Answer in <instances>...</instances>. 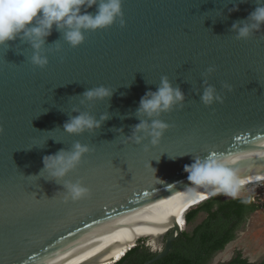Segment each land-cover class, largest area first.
Returning <instances> with one entry per match:
<instances>
[{
    "label": "water",
    "instance_id": "95a60500",
    "mask_svg": "<svg viewBox=\"0 0 264 264\" xmlns=\"http://www.w3.org/2000/svg\"><path fill=\"white\" fill-rule=\"evenodd\" d=\"M256 6L257 0H123L125 26L85 31L76 48L54 26L43 45L44 68L30 63L28 40L0 45V264L39 249L59 251L73 230L83 235L125 206L190 183L184 168L196 158H220L238 177L264 176V26L246 40L232 31ZM87 11L95 14L96 6ZM210 66L215 71L205 75ZM162 76L183 91V106L159 117L170 125L159 143L129 141L141 97ZM205 79L222 102L200 101ZM100 85L113 90L111 97L81 105L82 94ZM73 108L110 119L94 133L70 135L63 125L79 114ZM77 141L92 151L65 179L81 180L90 195L65 201L62 184L39 174L44 156ZM182 231L174 216L165 230L126 240L123 255L102 264L117 262L142 238L157 252L143 263L152 264Z\"/></svg>",
    "mask_w": 264,
    "mask_h": 264
},
{
    "label": "clouds",
    "instance_id": "9594fccd",
    "mask_svg": "<svg viewBox=\"0 0 264 264\" xmlns=\"http://www.w3.org/2000/svg\"><path fill=\"white\" fill-rule=\"evenodd\" d=\"M123 0H0V45L14 41L17 37L26 39L34 49L30 63L44 68L48 65V55L43 49L45 38L51 35L53 27L63 32L64 41L72 48L80 46L85 40V31H97L113 26L117 21L121 27L125 26L122 11ZM247 0H241L245 3ZM96 6L95 14L87 9ZM83 9V11H82ZM238 10V9H233ZM264 26V0H257V6L243 21L232 24V31L238 40L249 39L253 33ZM61 48L58 46L56 51ZM215 71L214 66L207 68L205 75ZM200 101L210 106L222 102V96L214 85L204 80ZM231 90V86L224 85ZM112 89L104 85L91 88L82 94L81 105H91L96 101H103L111 97ZM185 94L177 86L173 87L167 76H162L159 87L155 91H147L139 102L136 115L140 122L133 127L129 141L141 144L150 139L151 144L159 143L167 129L168 123L159 117L172 111L175 107H182ZM71 116L64 123L63 130L70 135H81L85 132L94 133L110 116L105 113L97 120L87 111ZM143 117V118H142ZM146 117V119L144 118ZM122 132L123 129H115ZM3 129L0 128V132ZM92 151L87 144L79 141L70 150L61 149L53 155L43 157V168L40 176L62 184L64 200L79 201L90 195V190L81 180L72 182L65 179L70 172H74L82 163L84 157ZM184 171L191 184L212 186L213 195L223 193L235 196L233 190L236 183L234 170L228 162L220 158H196L190 165H185ZM46 174V175H42Z\"/></svg>",
    "mask_w": 264,
    "mask_h": 264
},
{
    "label": "bare ground",
    "instance_id": "6f19581e",
    "mask_svg": "<svg viewBox=\"0 0 264 264\" xmlns=\"http://www.w3.org/2000/svg\"><path fill=\"white\" fill-rule=\"evenodd\" d=\"M235 176V186L264 178V176L259 178ZM212 193V186H199L191 183L181 185L175 190L172 188L156 193L144 204L125 206L109 221L101 222L108 218L102 219L97 226H93L94 228L83 235L78 230H73L76 235L70 240L66 239V244L59 247V251L53 250L47 253L39 249L15 264H102L109 259H118L123 255L125 247L123 243L126 240L144 233L157 235L167 228L174 216L179 218V223L183 227L185 223L184 216H181L182 208L188 206V202H192L191 206L201 203L213 196ZM191 206L183 212L186 213ZM62 238L64 239V235L60 240ZM96 258L99 260L95 261ZM111 263L108 262V264Z\"/></svg>",
    "mask_w": 264,
    "mask_h": 264
},
{
    "label": "trees",
    "instance_id": "16d2710c",
    "mask_svg": "<svg viewBox=\"0 0 264 264\" xmlns=\"http://www.w3.org/2000/svg\"><path fill=\"white\" fill-rule=\"evenodd\" d=\"M224 196L220 193L191 207L185 214L186 223L182 229L186 227L173 242V249L152 264H210L216 253L236 238L249 215L260 208L251 195ZM201 212H205L206 216L195 224ZM145 242V239H141L113 264H143L153 258L157 252L152 251ZM219 264H264V260L251 261L237 250L230 260Z\"/></svg>",
    "mask_w": 264,
    "mask_h": 264
},
{
    "label": "rangeland",
    "instance_id": "374dc122",
    "mask_svg": "<svg viewBox=\"0 0 264 264\" xmlns=\"http://www.w3.org/2000/svg\"><path fill=\"white\" fill-rule=\"evenodd\" d=\"M233 190L236 193L235 196L251 195L253 200L260 204V208L249 215L248 220L239 228L236 238L225 249L216 253L210 264L230 260L237 250L242 251L243 255L251 261L264 260V178L238 184ZM224 197L234 196L225 195ZM205 216L206 213L201 212L195 224L201 222ZM142 239L147 242L146 238Z\"/></svg>",
    "mask_w": 264,
    "mask_h": 264
}]
</instances>
